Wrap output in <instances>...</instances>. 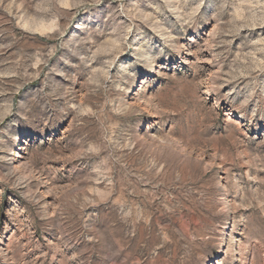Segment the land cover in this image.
<instances>
[{"label":"rangeland","instance_id":"rangeland-1","mask_svg":"<svg viewBox=\"0 0 264 264\" xmlns=\"http://www.w3.org/2000/svg\"><path fill=\"white\" fill-rule=\"evenodd\" d=\"M0 264H264V0H0Z\"/></svg>","mask_w":264,"mask_h":264}]
</instances>
